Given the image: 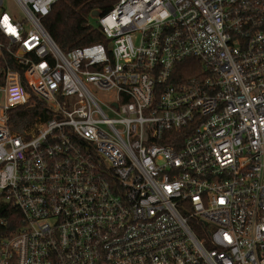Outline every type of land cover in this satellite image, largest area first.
Listing matches in <instances>:
<instances>
[{
	"label": "built area",
	"instance_id": "1",
	"mask_svg": "<svg viewBox=\"0 0 264 264\" xmlns=\"http://www.w3.org/2000/svg\"><path fill=\"white\" fill-rule=\"evenodd\" d=\"M56 1L0 0V264H264V0H116L67 52Z\"/></svg>",
	"mask_w": 264,
	"mask_h": 264
},
{
	"label": "trees",
	"instance_id": "2",
	"mask_svg": "<svg viewBox=\"0 0 264 264\" xmlns=\"http://www.w3.org/2000/svg\"><path fill=\"white\" fill-rule=\"evenodd\" d=\"M115 2L116 0H57L50 12L42 19V24L52 40L64 52L75 47L105 42L98 28L90 26L87 17L91 13H96L98 16L105 15ZM192 61L194 60L187 59L180 64L183 66L181 76L195 74L186 66ZM194 63L198 66V62ZM1 80L0 75V82ZM13 117L26 122L33 120L35 123L43 119L39 115L37 103L15 113ZM12 124L17 126L23 123L20 120H12ZM0 220H3V223H0V237H3L13 232L20 224L21 214L15 207L0 201Z\"/></svg>",
	"mask_w": 264,
	"mask_h": 264
},
{
	"label": "rangeland",
	"instance_id": "3",
	"mask_svg": "<svg viewBox=\"0 0 264 264\" xmlns=\"http://www.w3.org/2000/svg\"><path fill=\"white\" fill-rule=\"evenodd\" d=\"M8 8L11 11H17L16 10V6L14 5L13 2L9 1L8 3ZM88 23L90 24V26L97 28L98 27V15L96 13H91L88 17H87ZM97 96L100 98H103V95L100 93H97Z\"/></svg>",
	"mask_w": 264,
	"mask_h": 264
},
{
	"label": "bare ground",
	"instance_id": "4",
	"mask_svg": "<svg viewBox=\"0 0 264 264\" xmlns=\"http://www.w3.org/2000/svg\"><path fill=\"white\" fill-rule=\"evenodd\" d=\"M36 123H37V122H36ZM36 123H35V124H36Z\"/></svg>",
	"mask_w": 264,
	"mask_h": 264
}]
</instances>
